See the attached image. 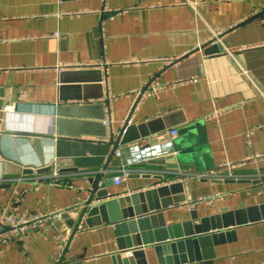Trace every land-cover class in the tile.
I'll return each instance as SVG.
<instances>
[{"label": "crops", "instance_id": "1", "mask_svg": "<svg viewBox=\"0 0 264 264\" xmlns=\"http://www.w3.org/2000/svg\"><path fill=\"white\" fill-rule=\"evenodd\" d=\"M64 70L88 78L75 84L89 99H60ZM154 80L166 88L141 98ZM0 100L9 108L0 111V206L61 211L0 243V264H159L162 237L173 245L166 264H264V0H0ZM85 103L103 104L93 114L105 117L83 119L101 122L106 136L58 146L44 137L54 134L55 107ZM169 141L168 153L131 163L128 147ZM179 144L193 149L187 170L167 165ZM122 167L129 174L98 191L128 197L119 211L139 212L145 229L126 234L103 212L79 223L90 177ZM221 169L232 176L195 175ZM182 175L183 186L160 190ZM225 214L230 224L219 229Z\"/></svg>", "mask_w": 264, "mask_h": 264}, {"label": "water", "instance_id": "2", "mask_svg": "<svg viewBox=\"0 0 264 264\" xmlns=\"http://www.w3.org/2000/svg\"><path fill=\"white\" fill-rule=\"evenodd\" d=\"M219 50L222 51V46L220 44L218 45H213L211 48L208 49V51H215ZM85 71H90V70H85ZM83 73V71H81ZM80 72V73H81ZM67 73V71H62L60 75V79L63 82V85L61 87V95L60 99L62 101H67V100H86L89 99L90 96H86L84 94L77 93L79 92L81 84H75L77 82L85 81L88 78L86 77H81L78 79H65L64 75ZM85 85V84H84ZM83 85V86H84ZM101 85V90L99 92V95L92 96L93 98H99L103 96V83H100ZM86 86V85H85ZM71 90L73 94L66 95L64 92ZM76 91V93H75ZM4 108V102L3 100H0V111L3 110ZM99 108H103V104L99 105H93L89 103H85L82 105H59L54 108V116L56 117V125L54 129V134H48L47 136L44 137H50L52 139H56V145L58 146L61 144L60 142H65V141H74L75 143H79L78 141L83 140L82 135L87 134V135H96V136H106V132L104 131L103 124L101 122L97 123L95 121H89L87 119L83 118H102L105 117V115L99 111V113H94V110H97ZM101 110V109H100ZM2 120L0 121V134L5 133V131L1 130V125H2ZM1 137V135H0ZM37 142V141H36ZM40 140L37 142V147L39 148L40 145ZM78 146V145H77ZM116 145L114 146V152L116 151ZM174 149L171 150L169 153L174 155L175 160L172 162L169 161L167 163L168 168H175V169H180V170H187L191 165L187 159H188V154L191 149V147H188L184 144H179V145H174ZM79 154V152L77 153ZM160 158V157H159ZM167 157V159H169ZM156 159V158H155ZM122 163V160L120 157L115 158L112 160L111 164L112 165H120ZM77 164V162H76ZM47 168H38L37 170L39 172L45 171ZM73 171L78 170V166L75 165V167H70L67 168ZM106 170L101 172L97 177L92 176L89 179V182L93 185L89 196L84 200L83 208L80 211V216H79V223L82 220V217L85 215L87 212L88 216H92L94 214L98 213H106L107 219L110 223H113L116 225V229L122 230L124 233H132L136 234L139 230H144L145 226L143 224V220L139 219L136 215H140L139 212L136 214L133 213L130 209V207L127 208L125 212H120L119 207L120 205L124 204L126 201L129 202V198H119V199H107L103 200V197L106 196L105 192L99 193L98 189L99 187H106L108 184H113V178L109 176H104ZM162 175L159 176L161 178ZM181 187L183 186L182 181L180 182H171L168 185H165L163 187H160L161 191L164 190H169L170 188L174 187ZM93 200L98 201V203L93 204ZM93 204V205H92ZM227 214L224 215L223 223L222 226H219L218 228L226 227L230 223L227 222L226 218ZM239 222V221H238ZM204 230L203 232H206ZM200 232V230L198 231ZM190 234H192V231H189ZM165 239L162 237L161 239L158 240L157 244L154 245V251L156 252V255L158 257L159 264H166V258L165 254L169 253L170 251L172 252L173 245L171 244H163L159 243L164 241ZM140 254V251L137 250V252L133 253V256L136 257Z\"/></svg>", "mask_w": 264, "mask_h": 264}, {"label": "built area", "instance_id": "3", "mask_svg": "<svg viewBox=\"0 0 264 264\" xmlns=\"http://www.w3.org/2000/svg\"><path fill=\"white\" fill-rule=\"evenodd\" d=\"M55 35H58V32H56ZM91 66H95V65H91ZM186 80L187 79L179 80L178 82L184 83V81ZM190 80H195V79H190ZM178 82H175L174 84H177ZM166 86L167 85L165 83H162L159 80L151 81L150 84H148V86L144 90L139 92V96L141 98L150 97V95L161 91L162 89L166 88ZM7 110H9V108L5 107L3 108L2 111L6 112ZM131 116L132 114L130 113L129 117L125 121L126 125L124 127V130L126 126L132 122ZM2 118L3 117H1L0 115V121L2 120ZM105 122L106 124H109V121L105 120ZM177 134H178V130L176 128L170 129L171 137H175L177 136ZM170 143L171 142L169 141V144L168 143L156 144L147 147H139L138 145H134L128 147L132 151L131 163L143 161L148 158L161 156L163 154L168 153ZM115 154L117 157L120 156L122 154V150L117 148ZM224 166L229 169L235 167L236 164L227 162ZM222 168L224 169V167ZM223 169L208 170L200 173H195V175L198 178L205 177V178H220V179L232 176V172L230 170L228 172H225ZM129 172L130 169H128L127 167H122L121 172L113 176V182L116 184L120 183L123 177L129 174ZM183 175L179 178V180L186 182L185 177ZM60 215H61V211H54L50 214L44 212H37L34 213L33 215H25V214L15 215L14 213L9 212L8 210L0 206V243L9 244L14 239L17 238L22 239L25 235L34 233V231L36 232L41 230L52 220V218L59 217ZM63 241H64V245L60 247L61 248L60 255H62L61 252L64 249V246L65 247L67 246V241L64 239L62 240V242Z\"/></svg>", "mask_w": 264, "mask_h": 264}]
</instances>
